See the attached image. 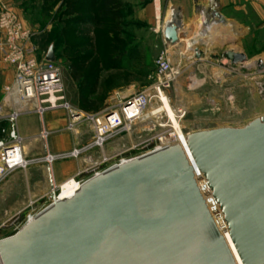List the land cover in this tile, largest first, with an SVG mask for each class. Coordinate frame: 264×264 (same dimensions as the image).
<instances>
[{
	"label": "water",
	"instance_id": "water-1",
	"mask_svg": "<svg viewBox=\"0 0 264 264\" xmlns=\"http://www.w3.org/2000/svg\"><path fill=\"white\" fill-rule=\"evenodd\" d=\"M163 32L180 41L176 24ZM46 60L57 61L54 45ZM53 196L0 240V264H264V116L192 132L90 178L70 199Z\"/></svg>",
	"mask_w": 264,
	"mask_h": 264
},
{
	"label": "rangeland",
	"instance_id": "rangeland-1",
	"mask_svg": "<svg viewBox=\"0 0 264 264\" xmlns=\"http://www.w3.org/2000/svg\"><path fill=\"white\" fill-rule=\"evenodd\" d=\"M90 1L82 0L85 6H73L75 14H70V11L60 16L66 8V3L55 10L57 0H30L33 5L29 7L26 20L36 30L37 34L33 40L43 53L47 55L50 46H55V54L58 56L56 63L62 69L65 93L68 94L69 91L75 97L74 101L67 98L68 102L84 113L100 114L106 110L104 106L117 104V94L125 91L127 89L125 84H130V81L138 79L142 82L141 86L136 87L135 93L150 85L155 61L161 51L151 48L144 52L142 59L145 69L142 71L124 69L122 54L107 49L106 43H111V37L106 42L104 35L99 36L100 30L112 28L110 22L100 19L97 27L93 25L91 18H97V15L96 8L90 4ZM81 18L88 19V23L78 24L77 20ZM59 30L68 31L67 35L65 33L64 35L69 45L78 44L85 48V53L92 52V57L97 56L88 70L84 66L81 70L74 71L73 67L71 68L73 52L67 49L64 51L62 46L56 48L57 41L62 43L63 39L57 36ZM247 44L251 48L246 53L248 62L253 61L255 65L249 66L247 62L230 65L229 61L225 60V66H218L217 69L180 71L181 74L170 90L169 96L172 108L174 110L181 108L186 113L180 124L185 134L249 122L264 116V70L260 71V64L264 62V53H260L264 50V32L259 30L253 32L247 39L246 46ZM75 55L79 53L76 52ZM100 64L101 79L95 70ZM114 64L116 68L111 69ZM117 85L122 87L112 91V87ZM108 99L110 101L106 104ZM157 108L156 105L151 106L143 119L134 124L129 133L111 140L103 151L98 148L84 149L92 139L93 130L90 121L82 118L76 125V131H72L77 133V137L82 140L81 143H77V146L70 150L53 152H69L74 148L84 149L79 156L60 158L51 163L31 164L25 169L15 171L0 182V240L15 235L31 216L37 215L50 205L54 197L50 186L53 167L57 168L66 162L75 163L80 160L81 170L93 168L98 171L113 166L123 157H133L146 152L141 149L142 144L161 131L158 123L163 122L162 117L166 119L168 115L165 111L154 114ZM133 146H137V149L130 151ZM125 150L129 151L121 154ZM33 152L30 158L44 157L46 146L36 148ZM103 157L108 160L103 165H98ZM95 170L79 176L78 180L90 177Z\"/></svg>",
	"mask_w": 264,
	"mask_h": 264
},
{
	"label": "crops",
	"instance_id": "crops-1",
	"mask_svg": "<svg viewBox=\"0 0 264 264\" xmlns=\"http://www.w3.org/2000/svg\"><path fill=\"white\" fill-rule=\"evenodd\" d=\"M1 1L12 7L24 23L31 27L26 20L29 7L33 5L30 0ZM57 1L55 10L65 3V0ZM80 1L73 0V5L76 3L79 5ZM119 1L122 3L121 17L116 29L105 28L99 32L104 33L106 42L111 37V43H106L107 49L122 54L124 69L144 70L142 55L151 48H157L159 52L168 49L174 67L182 72L188 69H217L218 66H225L227 59L224 54L227 51L248 53L251 48L249 44L246 46L247 39L257 30L264 32V0ZM215 11L219 12L220 16H217ZM105 20L113 27L112 19L106 18ZM171 22L178 26L180 35V41L175 44L167 43L164 38V27ZM260 53H264V50ZM115 68L114 64L111 69ZM13 72L11 65L0 61V86L12 81ZM129 83L125 84L127 87L125 91L117 94V103L135 94L136 87L142 84L138 79ZM120 87L122 86H113L112 91ZM66 98L75 100L74 95L69 91ZM109 101V99L106 100V104ZM115 105H106L104 109ZM65 115L64 109H57L46 112L43 117L36 113H25L19 117V130L24 137L28 156L33 155L34 149L45 147V143L38 137L43 125L52 131L47 143L51 153L70 150L76 147L77 143H81L82 140L77 137L76 132L71 131L70 133L65 128L67 124ZM81 166L82 162L78 160L75 163L66 162L57 168L53 167L51 188L70 177L77 178Z\"/></svg>",
	"mask_w": 264,
	"mask_h": 264
},
{
	"label": "built area",
	"instance_id": "built-area-1",
	"mask_svg": "<svg viewBox=\"0 0 264 264\" xmlns=\"http://www.w3.org/2000/svg\"><path fill=\"white\" fill-rule=\"evenodd\" d=\"M36 34L37 32L26 25L12 7L0 0V59L11 65L14 71L12 81L0 86V182L15 171L25 169L31 164L51 163L60 158L77 157L84 149L98 148L103 151L111 140L129 133L134 124L143 119L151 106L156 105L158 107L156 111H158L163 109L166 103L170 104L169 92L181 74L180 70L174 67L169 50L163 49L155 61L152 81L148 87L121 100L103 113L87 114L77 110L68 102L62 69L56 62L46 60V54L33 41ZM127 101L131 102L126 104ZM57 109L66 111L67 124L65 128L69 131H76V125L82 118H87L93 130L91 142L84 149L74 148L69 152L51 153L47 143L52 131L43 125L38 137L45 143V155L44 157L30 158L25 148L24 137L19 130V117L25 113H36L43 117L46 112ZM108 110H112V112L106 114ZM185 114L183 109H175L177 125L169 115L166 119L162 117L163 122L158 123L161 131L146 139L142 144L141 149L146 152L133 157H123L113 166L102 170L82 169L79 171L78 177L95 171L91 172L93 174L90 177L81 180H78L77 177V180L81 181L82 185L90 178L122 163L181 143L183 131L179 125ZM135 149L137 146H133L129 150ZM129 150H125L121 154ZM50 158H52L51 161ZM107 160L106 157H103L98 165H103ZM53 191L56 193L58 190L54 188L52 193ZM52 198L50 205L41 212L53 205L54 197ZM30 221L28 220L26 224Z\"/></svg>",
	"mask_w": 264,
	"mask_h": 264
},
{
	"label": "trees",
	"instance_id": "trees-1",
	"mask_svg": "<svg viewBox=\"0 0 264 264\" xmlns=\"http://www.w3.org/2000/svg\"><path fill=\"white\" fill-rule=\"evenodd\" d=\"M65 3H66V8L64 11H62L60 16H64L67 12H70V11H71L70 14H72V13L75 14L74 13L75 8L73 6L77 5V3L75 5H73V3H74L73 0H65ZM90 4H92L93 7L96 8L95 13L97 15V18H93V19L91 18L94 26L97 27L99 25L100 19L105 20L106 18H110L113 20L112 29H116L118 23L120 22V17H121L120 8L122 7V3L119 0H91ZM85 5H86L85 2L82 3V0H81L79 2V5H77V6H85ZM60 16H59V19H61ZM88 21H89L88 19L81 18V19L77 20V23L78 24H87ZM67 32H68L67 30L66 31L65 30L64 31L63 30L58 31L57 36L63 37V39H62V43H60V41H57L58 44L56 45V48H58L59 46L60 47L62 46L64 48V51L67 49V50H70L73 52L74 56L72 57L71 68L73 67L74 71H79L82 69L81 67L84 68V66L87 67V70H88L91 67L90 64L96 60L97 56L92 57L91 56L92 52L85 53V48L80 47V45H78V44L69 45L68 40L66 38ZM64 33L66 35H64ZM103 35H104L103 32L99 33V36H103ZM58 40H59V38H58ZM113 41H114V39H113ZM76 52L79 53V55H75ZM56 57H58V56H56ZM95 70L98 73V75L100 76L101 64H100V67H97Z\"/></svg>",
	"mask_w": 264,
	"mask_h": 264
},
{
	"label": "bare ground",
	"instance_id": "bare-ground-1",
	"mask_svg": "<svg viewBox=\"0 0 264 264\" xmlns=\"http://www.w3.org/2000/svg\"><path fill=\"white\" fill-rule=\"evenodd\" d=\"M259 63V62H258ZM264 64V62H262ZM251 64L255 65L253 61L247 62V65L251 66ZM257 64V63H256ZM154 111V110H153ZM159 111L167 112L169 117L175 121V124L177 125V121L175 119V110L172 108L171 104L166 103L165 107L163 109H160L158 111L155 110L154 114L159 113ZM181 127V125H179ZM187 134L181 133V137L184 140L186 138ZM52 158H50V161ZM81 181L76 180L73 177L68 178L67 180L60 183L58 186H55V190L57 189L58 192L54 193L56 200H63L64 198L70 199L75 194V191L78 190L81 186ZM57 187V188H56ZM35 216H31L29 220L34 219Z\"/></svg>",
	"mask_w": 264,
	"mask_h": 264
}]
</instances>
